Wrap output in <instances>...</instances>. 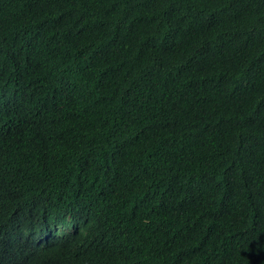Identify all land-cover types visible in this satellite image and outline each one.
Instances as JSON below:
<instances>
[{
	"label": "trees",
	"instance_id": "16d2710c",
	"mask_svg": "<svg viewBox=\"0 0 264 264\" xmlns=\"http://www.w3.org/2000/svg\"><path fill=\"white\" fill-rule=\"evenodd\" d=\"M0 264H264V0H0Z\"/></svg>",
	"mask_w": 264,
	"mask_h": 264
},
{
	"label": "clouds",
	"instance_id": "9594fccd",
	"mask_svg": "<svg viewBox=\"0 0 264 264\" xmlns=\"http://www.w3.org/2000/svg\"><path fill=\"white\" fill-rule=\"evenodd\" d=\"M11 230L13 232L9 235ZM4 232L8 238L11 237L14 240H19L20 243L31 246L34 250H40L55 243V239L52 238L47 226L41 228L36 224H30L29 220H26V224L19 226L10 224ZM68 232H71V229Z\"/></svg>",
	"mask_w": 264,
	"mask_h": 264
}]
</instances>
